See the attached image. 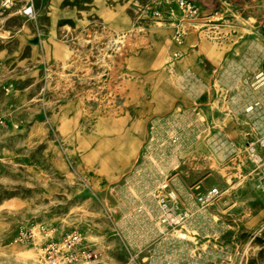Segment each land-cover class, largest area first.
Segmentation results:
<instances>
[{
  "label": "rangeland",
  "instance_id": "374dc122",
  "mask_svg": "<svg viewBox=\"0 0 264 264\" xmlns=\"http://www.w3.org/2000/svg\"><path fill=\"white\" fill-rule=\"evenodd\" d=\"M34 1L0 7V264H44L42 224L77 264H264L261 2Z\"/></svg>",
  "mask_w": 264,
  "mask_h": 264
},
{
  "label": "built area",
  "instance_id": "2783aa9c",
  "mask_svg": "<svg viewBox=\"0 0 264 264\" xmlns=\"http://www.w3.org/2000/svg\"><path fill=\"white\" fill-rule=\"evenodd\" d=\"M259 1L264 9V0ZM16 4L20 5V12L27 18L36 16L34 0H0L1 8H10ZM180 4L184 6L189 16L194 19L199 18V7L192 0H180ZM261 31L264 34V22ZM176 38L180 43L182 34L178 33ZM256 77L262 79V73L257 74ZM40 230L45 238L43 242L44 264H77L82 261L94 260L97 257V252L90 247L79 228L74 227L59 234L54 227L42 224ZM35 236V231L32 229L20 233V238L25 240L34 239Z\"/></svg>",
  "mask_w": 264,
  "mask_h": 264
},
{
  "label": "crops",
  "instance_id": "0c3cea01",
  "mask_svg": "<svg viewBox=\"0 0 264 264\" xmlns=\"http://www.w3.org/2000/svg\"><path fill=\"white\" fill-rule=\"evenodd\" d=\"M196 5H199V7L202 9V11L206 10L207 8H210L214 2L212 0H192ZM223 1V0H222ZM259 0H237V3L242 5L243 8L247 11L252 7H254L255 5H257ZM254 63L253 62V58L252 57H248L247 58V63L248 64V69L249 68H253L254 67ZM257 93V92H255ZM249 94V95H248ZM251 96V97H249ZM252 96L255 98H262V100L264 101V90L260 92V94H253V93H250V92H246V101H252Z\"/></svg>",
  "mask_w": 264,
  "mask_h": 264
},
{
  "label": "bare ground",
  "instance_id": "6f19581e",
  "mask_svg": "<svg viewBox=\"0 0 264 264\" xmlns=\"http://www.w3.org/2000/svg\"><path fill=\"white\" fill-rule=\"evenodd\" d=\"M234 61V60H233ZM248 67V66H247ZM260 73H262V79H263V82H261V84H259L258 86H260V85H263L264 84V70L263 71H261ZM166 101V100H165ZM167 102V101H166ZM164 103V104H167V103ZM259 103V101H256L255 102V104L254 105H257ZM169 105H171L170 104V102H169ZM254 106L253 105H251V106H248V107H246V111H249V110H251L252 108H253ZM91 145V144H90ZM96 151V150H95ZM96 153V152H95ZM175 153V152H174ZM99 154V153H98ZM91 155H92V152H91ZM90 155V156H91ZM104 166V165H103ZM163 170H165L164 168H163ZM168 185V183H167V181L166 180H162V179H158L155 183H153V184H150V183H146V185L144 186L147 190V192H149L150 191V193H149V195H150V197H153V196H156V193H153L152 192V189L154 188V187H156V186H167ZM182 190V189H181ZM186 191V190H185ZM170 195L172 196V198H176L177 197V193L173 190V189H170ZM189 196V195H188ZM179 203V202H178ZM194 203V202H193ZM200 207V206H199ZM195 208V207H194ZM173 221H175V222H180V221H184V218H182V216L181 215H177V216H175L174 217V220ZM162 226V225H161ZM177 238H179L181 241L182 240H185L186 238H187V234H186V232H184V231H180L177 235Z\"/></svg>",
  "mask_w": 264,
  "mask_h": 264
},
{
  "label": "water",
  "instance_id": "95a60500",
  "mask_svg": "<svg viewBox=\"0 0 264 264\" xmlns=\"http://www.w3.org/2000/svg\"><path fill=\"white\" fill-rule=\"evenodd\" d=\"M263 66H264V63H263Z\"/></svg>",
  "mask_w": 264,
  "mask_h": 264
}]
</instances>
